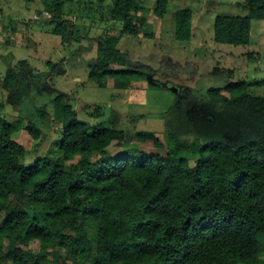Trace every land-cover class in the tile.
<instances>
[{
	"label": "trees",
	"instance_id": "trees-1",
	"mask_svg": "<svg viewBox=\"0 0 264 264\" xmlns=\"http://www.w3.org/2000/svg\"><path fill=\"white\" fill-rule=\"evenodd\" d=\"M65 1L43 0L52 32L64 41L75 37L65 26ZM167 3L156 0V17ZM242 7L245 15L214 18L215 43L250 44L251 20H264V0ZM108 10L121 28L97 37L88 79L104 87L112 78L114 88L127 89L149 68L131 66L119 39L155 35L139 29L148 26L140 0H114ZM192 28V10L177 9L175 39L190 40ZM25 65L0 79L15 104L30 76ZM211 74L228 80L182 99L190 137L153 135V147L163 151L132 146L116 115L94 124L79 119L60 93L52 100L59 156L24 164L26 150L12 138L18 126L0 116V264H264V94L234 80L231 69ZM28 127L36 138L39 131Z\"/></svg>",
	"mask_w": 264,
	"mask_h": 264
},
{
	"label": "rangeland",
	"instance_id": "rangeland-1",
	"mask_svg": "<svg viewBox=\"0 0 264 264\" xmlns=\"http://www.w3.org/2000/svg\"><path fill=\"white\" fill-rule=\"evenodd\" d=\"M113 1H65V26L76 38L64 41L52 32L53 14L43 0H0V79L10 70H19L22 60L26 62L25 74H30L18 104L10 102V92L0 84V116L18 126L12 138L26 150L21 158L24 164L60 154L56 142L61 125L53 120L52 107L56 94H65L79 119L92 124L108 122L116 115L118 127L133 139L131 145L138 144L147 151H163L153 147L152 136L161 137L167 130L190 137L184 131L188 128V109L179 108L181 101L191 92L202 94L227 82L225 76L211 74L214 67L233 70L234 80H245L251 92L264 94V20H251L249 45L217 44L212 40L214 18L245 15L244 0H168L161 18L153 13L156 0H140L148 26L139 29H148L155 36L125 34L117 46L126 53L131 66H147L149 72L145 79H132L127 89L114 88L112 78L104 87L97 86L88 79V65L98 54L97 37H112L121 28L120 21L108 16ZM181 8L193 12L192 38L188 41L173 35L174 13ZM161 83L167 88L149 85ZM172 86L176 92L170 89ZM96 109L98 116L92 117ZM29 125L39 131L36 138L29 133ZM138 137L146 140L137 141ZM30 247L37 249V244L32 242Z\"/></svg>",
	"mask_w": 264,
	"mask_h": 264
},
{
	"label": "water",
	"instance_id": "water-1",
	"mask_svg": "<svg viewBox=\"0 0 264 264\" xmlns=\"http://www.w3.org/2000/svg\"><path fill=\"white\" fill-rule=\"evenodd\" d=\"M170 89H171L172 91H174V92H176V91H177V88H176V87H174V86H172Z\"/></svg>",
	"mask_w": 264,
	"mask_h": 264
},
{
	"label": "crops",
	"instance_id": "crops-1",
	"mask_svg": "<svg viewBox=\"0 0 264 264\" xmlns=\"http://www.w3.org/2000/svg\"><path fill=\"white\" fill-rule=\"evenodd\" d=\"M144 13H145V8H144ZM145 15H146V13H145Z\"/></svg>",
	"mask_w": 264,
	"mask_h": 264
},
{
	"label": "flooded vegetation",
	"instance_id": "flooded-vegetation-1",
	"mask_svg": "<svg viewBox=\"0 0 264 264\" xmlns=\"http://www.w3.org/2000/svg\"><path fill=\"white\" fill-rule=\"evenodd\" d=\"M178 91H179V89H178ZM177 94H179V93L177 92ZM179 97H180V95H179Z\"/></svg>",
	"mask_w": 264,
	"mask_h": 264
}]
</instances>
